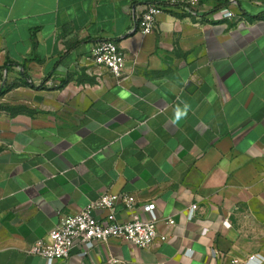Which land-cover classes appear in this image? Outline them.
<instances>
[{"label":"crops","instance_id":"obj_1","mask_svg":"<svg viewBox=\"0 0 264 264\" xmlns=\"http://www.w3.org/2000/svg\"><path fill=\"white\" fill-rule=\"evenodd\" d=\"M172 1L0 0V264H47L31 249L105 193L136 199L114 207L120 224L154 202L166 240L76 243L54 264L264 257V0L178 3L153 34L134 30ZM105 41L125 56L120 79L90 60Z\"/></svg>","mask_w":264,"mask_h":264},{"label":"built area","instance_id":"obj_2","mask_svg":"<svg viewBox=\"0 0 264 264\" xmlns=\"http://www.w3.org/2000/svg\"><path fill=\"white\" fill-rule=\"evenodd\" d=\"M171 3L169 8L149 6L135 24L134 30L142 35H151L155 32L159 15L167 10H173L178 3L180 11L188 13L194 12L197 5L196 0H173ZM233 16L232 11H226L223 15L225 18ZM90 60L95 66L107 69L117 79L123 75L125 56L114 41L96 44L91 50ZM118 202L123 203L127 210L133 212L136 199L128 194H103L97 201L91 202L79 213L62 217L47 238L31 249V253L43 257L47 264H54L58 260L67 258L76 243L80 244L88 253L97 243H107L112 239L129 242L140 249L150 248L157 240L163 242L166 240V236L160 235L157 230L159 218L154 202L143 206V211L148 215L147 220L135 219L125 224H120L116 220L114 207ZM197 208V205L190 207L188 220L195 218ZM98 212H107V214L104 218H100L97 215ZM168 223L173 226L175 222L169 220ZM250 258L245 264H249ZM110 263L132 264L115 259H112Z\"/></svg>","mask_w":264,"mask_h":264},{"label":"clouds","instance_id":"obj_3","mask_svg":"<svg viewBox=\"0 0 264 264\" xmlns=\"http://www.w3.org/2000/svg\"><path fill=\"white\" fill-rule=\"evenodd\" d=\"M209 103L212 102L213 100V95L210 94L207 98ZM183 106L181 107L179 104L175 106L173 113H174V118L172 120V123H178L179 121H181L182 119H185L190 111V104H188L187 102H182ZM249 264H264V257H260V256H254L251 257L249 260Z\"/></svg>","mask_w":264,"mask_h":264},{"label":"water","instance_id":"obj_4","mask_svg":"<svg viewBox=\"0 0 264 264\" xmlns=\"http://www.w3.org/2000/svg\"><path fill=\"white\" fill-rule=\"evenodd\" d=\"M192 88V87H191Z\"/></svg>","mask_w":264,"mask_h":264}]
</instances>
